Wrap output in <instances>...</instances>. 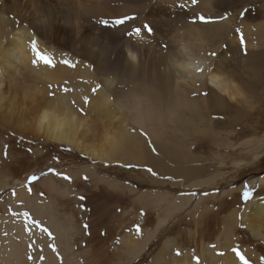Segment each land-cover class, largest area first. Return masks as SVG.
Wrapping results in <instances>:
<instances>
[{
  "label": "rangeland",
  "instance_id": "1",
  "mask_svg": "<svg viewBox=\"0 0 264 264\" xmlns=\"http://www.w3.org/2000/svg\"><path fill=\"white\" fill-rule=\"evenodd\" d=\"M12 2L0 0L7 30L0 79L21 91L19 106L0 110V264L19 244V225L21 264H242L233 249L249 264H264V241L244 218L264 196V187L248 184L264 176V0H73L62 4V15L49 1L54 6L40 3L46 11L35 17L32 7ZM125 17L124 25L114 23ZM21 26L55 67L10 59L8 33ZM226 45L228 69L220 72L235 75L240 92L233 99L180 67L199 58L196 71H205ZM100 93L122 124L113 162L20 122L57 94L85 109L84 97Z\"/></svg>",
  "mask_w": 264,
  "mask_h": 264
},
{
  "label": "bare ground",
  "instance_id": "2",
  "mask_svg": "<svg viewBox=\"0 0 264 264\" xmlns=\"http://www.w3.org/2000/svg\"><path fill=\"white\" fill-rule=\"evenodd\" d=\"M10 1H13L12 4H15V2H16V0H10ZM49 1H54L56 3V5H55V6H57V12L56 13L59 12L62 15V13H64V9L66 7L65 6L63 8L62 4L70 5L73 0H18V2L20 4H22V6L28 5L27 7H29V6L32 7L31 13L33 12V14H34L32 17H35L36 14H40V13H42V15L44 16L43 13L46 11L45 6H43L44 3L40 7H39V5L42 2H45L48 4ZM19 3H18V5H19ZM82 3L87 4L86 1L82 2ZM90 3L88 2L87 5H89ZM197 3H198V0H197ZM199 3H201V2H199ZM168 4L170 6H173L174 2L168 1ZM183 4H184V2H183ZM48 5H49V7L54 6V5L50 6L51 4H48ZM12 7L13 6H11V8ZM83 7H86V6H83ZM85 9H88V11L92 10L89 8H85ZM85 9H83V10L87 11ZM96 9H97L96 12L99 11L97 7H96ZM54 10H55V8H54ZM47 11H49V10H47ZM78 11H80V10H78ZM46 13H48V12H46ZM67 13H69V12L67 11ZM85 14H87V13H85ZM2 15H3V13L1 14V17H2ZM52 15L54 16V14H52ZM70 15H71V13H70ZM79 15H80V13H79ZM87 15H85V17ZM37 16L39 17V15H37ZM83 16H84V14L81 15V17H79V18L82 19ZM1 17H0V35H6L7 30L6 31L3 30V29H5V28H3L4 20ZM40 17L42 18V16H40ZM53 19H55V18H53ZM31 20H32V18H31ZM39 20H43V19H39ZM83 20H84V18H83ZM259 27H260V25H259ZM45 28H47V25ZM48 29H49V26H48ZM56 30H57L56 33L57 32H64L63 34L67 33L66 29L62 28V27H57ZM8 34L10 36V39H9L10 43L9 44H11L12 47L11 48L9 47L7 52L9 53V57L12 61H15L16 63L28 62V61L30 63V60H32V62H34V63L39 62L41 60V58H40V55L35 51V48L32 46L33 44H37V48L40 52H42L44 54L46 53L43 51L42 45L36 40L35 36L33 35V32H31V29L29 30L26 27L21 26L18 29V31L15 30V32L13 31V33H8ZM9 40H8V42H9ZM234 41H236V40L234 39V37H232L231 39L228 40V43L230 44V43H233ZM4 49L5 48H2L0 50V52L1 53H2V51L4 52L5 51ZM83 49H84V47H83ZM227 50L229 51V45H226L225 47H223V49L221 51L222 55L221 54L217 55V57H216L217 64L214 66L207 67V69L205 71H203V70H202V72L196 71L203 64V62L199 58L198 59L190 58L188 60H185L184 63L182 65H180V67L182 68L181 70L183 72L193 73V74H197V75L202 74V76H204L208 80L209 84L212 86V87H210L211 91H213V92H215L221 96L225 95L228 98L233 99L240 92L239 84L236 82V78L234 77L235 75L233 76V78H230V77L223 76L220 72L222 69L227 67V63H223L227 57V55H226ZM86 51H88V50L86 49ZM88 54H89V52H88ZM129 54L132 56V54H134V53H129ZM85 55L88 56L87 54H85ZM0 61H2V60H0ZM226 69H228V68H226ZM214 71H217V73H215ZM222 72H223V70H222ZM226 72H227V70H226ZM230 72L232 73V71H230ZM224 74H225V72H224ZM20 81L21 80H19L18 83H20ZM2 83H3V81H2V79H0V108L2 107L3 109H5L4 111H6L7 109L11 110L12 108L15 107V105H17V102H20V98L18 96L19 95L18 93L21 91L20 86L15 85L14 87L8 86L6 88H3ZM172 84L177 85L176 83H172ZM26 89H29V87L28 88L26 87ZM183 90H185V89L182 88V91ZM23 91H22V93H23ZM27 91L28 90H26L24 93L26 94ZM218 92H220V93H218ZM83 96H85V95H83ZM106 96H102V93H100V95H98V96H90L89 98L84 97L83 100H85V98H87V101H88L86 103L87 107L85 109H81V108L75 107V105L72 104L74 102L69 100V98H70L69 95L66 96L65 94H60V95L57 94L53 98H51V99L49 98L50 100L48 99L46 101H41V102L37 103L36 106H34V108L31 107L32 110L30 109L29 111H25L24 113H25V116L28 120L24 116L25 121H23L24 119H23V117H21L22 120H20V122L22 121L21 123L28 124L30 129L33 130L34 132H36V134L38 133V134H41L42 136H44L45 138H48L49 140H52V141H55L58 143H63L64 145L65 144L69 145V146L73 147L74 149L82 152L84 155L88 156L89 158L91 157L94 160H98V161L113 162V157L116 156V154L118 153L119 144L121 142L122 124L118 122V119L120 118V114L119 115H117V114L119 111L116 114V111H114V109L111 107L109 100H107L108 96L107 97ZM22 99H23V101L25 100L24 95L21 98V102H22ZM200 99H202V98H200ZM183 100H187V99H183ZM17 106H19V105H17ZM22 106H26V105H22V103H21V107ZM2 108L0 110H2ZM8 110L6 112H8ZM21 113H22V111H21ZM248 184H250L252 186H255V185L261 186V188H263L264 187V176H259L256 179L250 180V182H248ZM25 192H26V190H25ZM229 215H231V214H229ZM244 215H245V212H244ZM231 216L233 217V215H231ZM231 216H229V217H231ZM227 218H228V216H227ZM244 218L246 219L245 223L247 222V226L251 229V232L256 237H258L259 239H262L264 241V196L259 197V198L254 200V202L251 205L250 210L248 211V215L247 216L245 215ZM231 219H229V222H231L230 221ZM16 229H17V233L19 234L21 242L19 241V244L16 243L17 246L10 248L11 250H8V254L7 253L5 254L4 257H5L6 264H21V262L24 260L23 259V250H24L25 239H26L25 233L23 232L24 227L19 225L18 227H16ZM18 230H19V232H18ZM149 234H150V232L147 233V235H149ZM129 237H131V236H129ZM126 238H128V237H126ZM131 238H133V237H131ZM133 239L132 240L128 239V240L133 241ZM170 241H172V240H170ZM133 242H135V241H133ZM171 244L172 243H170V245ZM132 245H133V243H132ZM166 246L168 247V241H167ZM133 247H135V245L132 246V248ZM0 254H2V250H0ZM130 254H134V252H132V250H131ZM132 256H131V258H132ZM188 256L189 255H187V254L183 255V257L185 259H187ZM179 257H181V256L179 255ZM159 259H160V257H159ZM12 260L15 262H13ZM175 261H177V260L175 259ZM174 264H178V263L175 262Z\"/></svg>",
  "mask_w": 264,
  "mask_h": 264
},
{
  "label": "snow or ice",
  "instance_id": "3",
  "mask_svg": "<svg viewBox=\"0 0 264 264\" xmlns=\"http://www.w3.org/2000/svg\"><path fill=\"white\" fill-rule=\"evenodd\" d=\"M128 19H131V18H130V17H125V18H123V19H116L114 23H115L116 25H124L125 22H126V20H128ZM199 20L202 21V22H207L206 17H204L203 15H201V16L199 17ZM102 23L107 24L108 21L105 20V21H102ZM135 31H136L137 34H139V33H140V28H136ZM148 31H151V29L149 28ZM32 46L35 48V51L40 55L41 60L44 61V65H46V66H48V67H55L52 58H51L49 55L40 52V51L38 50V48H37V44H33ZM211 55H215V53L213 52V53H211ZM61 62L64 63L65 65L70 66V67H74V65L71 64V62L68 61V60H63V61H61ZM94 91H95V89H94ZM85 102H86V103L88 102V101H87V98H85ZM128 166L131 167V165H128ZM146 170H147L149 173L155 174V173H154V170H153L152 168H147ZM50 171L55 172V170H50ZM55 174L60 175V173H55ZM62 178H63V179H66V180H70V179H71L70 177H67V176H63ZM30 179H31L32 181H36L38 178H37L35 175H33L32 177H30ZM249 197H250V192L247 191V190L244 191V192H243V198H244L245 200H247ZM81 199H83V197H82ZM86 227H87V226H86ZM43 230H44V231H48L47 229H43ZM49 235H51V233H49ZM54 250H55V249H54ZM233 251H234L235 254L239 257V259H240V261L242 262V264H249V261L245 258L244 255L241 254V252H240L239 250H237V249H233Z\"/></svg>",
  "mask_w": 264,
  "mask_h": 264
}]
</instances>
